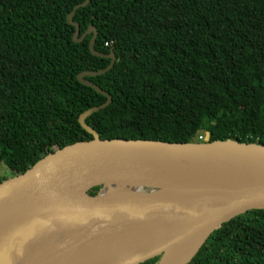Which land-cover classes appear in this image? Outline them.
Here are the masks:
<instances>
[{"label": "trees", "instance_id": "16d2710c", "mask_svg": "<svg viewBox=\"0 0 264 264\" xmlns=\"http://www.w3.org/2000/svg\"><path fill=\"white\" fill-rule=\"evenodd\" d=\"M84 1L0 0V183L92 139L78 117L106 98L76 77L110 60L92 34L72 40ZM73 21L115 55L86 78L111 97L85 119L101 140L264 146V0H89ZM189 264H264V210L222 224Z\"/></svg>", "mask_w": 264, "mask_h": 264}, {"label": "water", "instance_id": "95a60500", "mask_svg": "<svg viewBox=\"0 0 264 264\" xmlns=\"http://www.w3.org/2000/svg\"><path fill=\"white\" fill-rule=\"evenodd\" d=\"M88 3L67 16L75 28L72 40L80 43L92 34L90 54L110 63L76 79L106 101L78 117L90 141L56 149L0 183V229L28 223L4 264H81L102 249L129 245L140 250L122 264L155 257L156 264H189L222 224L264 210V146L210 142L209 133L202 143L101 140L85 119L106 108L111 97L86 78L111 70L115 55L94 50V27L79 37L73 16Z\"/></svg>", "mask_w": 264, "mask_h": 264}, {"label": "bare ground", "instance_id": "6f19581e", "mask_svg": "<svg viewBox=\"0 0 264 264\" xmlns=\"http://www.w3.org/2000/svg\"><path fill=\"white\" fill-rule=\"evenodd\" d=\"M27 225V222H19L16 225L5 228L4 230L0 229V236H3L0 237L3 238V240L0 241V264H4L9 258L12 250L16 247L17 242L24 235ZM139 250L140 247L137 245L102 249L100 252L89 258L90 262L85 259L81 264H99L103 259L114 260L118 264L128 263V261L136 255V252Z\"/></svg>", "mask_w": 264, "mask_h": 264}, {"label": "rangeland", "instance_id": "374dc122", "mask_svg": "<svg viewBox=\"0 0 264 264\" xmlns=\"http://www.w3.org/2000/svg\"><path fill=\"white\" fill-rule=\"evenodd\" d=\"M1 175L9 176V172L8 170H6V168L3 165L0 164V176Z\"/></svg>", "mask_w": 264, "mask_h": 264}]
</instances>
